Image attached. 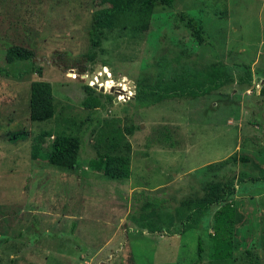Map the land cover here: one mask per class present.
<instances>
[{"label":"rangeland","instance_id":"1","mask_svg":"<svg viewBox=\"0 0 264 264\" xmlns=\"http://www.w3.org/2000/svg\"><path fill=\"white\" fill-rule=\"evenodd\" d=\"M109 5L0 0V264H264V0H175L154 8L146 31L118 22L93 47L91 15ZM181 10L201 22L206 43L191 39L176 17ZM9 45L34 56L8 64ZM216 61L232 76L229 83L202 95L141 103L146 94L140 91L139 99L137 87L150 85L157 71ZM83 65L86 71L78 73ZM97 65L87 84L82 75ZM35 80L51 84L48 120L30 119ZM89 94L98 107L83 104ZM131 125L138 128L129 132ZM106 127L123 131L112 155L128 159L127 177L92 167ZM18 130L27 136L10 140ZM43 133L49 134L40 140L42 152L55 134L80 137L79 168L33 160L32 142ZM232 154L235 162L220 163ZM230 179L236 187L232 254L216 260L213 207L198 210L197 227L176 231L187 211L207 199L211 182ZM146 202L148 214L141 210ZM141 212L151 216L148 225L164 230L142 229L135 221Z\"/></svg>","mask_w":264,"mask_h":264},{"label":"trees","instance_id":"2","mask_svg":"<svg viewBox=\"0 0 264 264\" xmlns=\"http://www.w3.org/2000/svg\"><path fill=\"white\" fill-rule=\"evenodd\" d=\"M106 1L110 3L109 6L96 9L91 15L88 26V37L93 47H98L101 44L102 31L112 29L118 22L129 24L135 31L140 33L146 31L149 27L154 8L159 5L171 7L175 0ZM176 17L180 24L188 31L192 40L198 45L206 43L207 39L202 24L198 19L191 16L185 10L177 11ZM5 51V60L8 64L30 60L34 56V52L31 49L20 45H9ZM159 65L160 63H158V66ZM0 70H2V68H0ZM85 71L86 67L83 65L78 73H84ZM231 80L232 76L224 63L220 61L208 63L200 68H197L196 65L187 66L181 64L178 68H172L168 72L165 71V69L157 71L156 79H154L150 85L137 87V91L141 96L142 93H140V91H144L146 94L145 101L141 99L143 96H139L141 103L150 105L167 97L202 95L210 90L218 89ZM85 90L87 93H91L93 89L89 85H85ZM259 94L264 99V83L260 87ZM83 104L87 107L95 108L100 105V100L89 94L83 100ZM53 114L54 105L51 84L42 80L32 81L30 83L29 98L30 119L34 121H44L51 118ZM137 128L136 125H131L129 132H134ZM47 134L49 133L41 134L32 142L31 157L33 160L40 159L54 166L79 168L77 156L81 147L80 137L63 133L55 134L50 142V149L47 152H42L40 140ZM26 136V131L18 130L11 132L9 139L16 141L18 139H24ZM122 137L123 131L119 127H106L99 132L96 141L98 157L92 159V167L111 178H123L128 176V169L124 167V163L127 162L128 159L122 156L116 157L112 155V152L120 146ZM236 159V155L232 154L220 163L229 161L235 162ZM242 159L246 160L244 157H242ZM235 190L236 187L233 179L226 182H211L207 188V199H205L202 204L187 211L180 219V227L176 233L183 234L188 229L197 227L195 216L198 210H206L213 207L215 224L213 225L214 231L212 235L214 241L212 256L216 260L229 259L232 254V231L236 216V209L232 203ZM151 205V202H146V205L141 207L142 212L144 213L147 206ZM148 211L149 214L152 213L151 210ZM142 212L138 218H135L136 223H138L142 229L149 228V232L164 230V227L150 226V223L148 225L146 221L148 217L151 218V216L144 215ZM167 232L170 233V231ZM201 243L202 241L199 239L197 245L198 260L202 258L201 253L203 251V246Z\"/></svg>","mask_w":264,"mask_h":264},{"label":"water","instance_id":"3","mask_svg":"<svg viewBox=\"0 0 264 264\" xmlns=\"http://www.w3.org/2000/svg\"><path fill=\"white\" fill-rule=\"evenodd\" d=\"M100 69H101V67L100 66H96L95 67V70H94V72H91V73H87V74H83L82 75V77H84L85 78V81H86V83L87 84H90L91 83V81H93V79L95 78V72H99L100 71ZM103 76H101V79L103 80ZM129 84L132 86L133 85V83L132 82H129ZM93 86L96 88V89H99L100 91H104L105 90V87L104 86H101V85H98V84H93ZM130 98H134L133 96H129L127 99H130ZM120 99L117 97V98H115V101H119Z\"/></svg>","mask_w":264,"mask_h":264},{"label":"bare ground","instance_id":"4","mask_svg":"<svg viewBox=\"0 0 264 264\" xmlns=\"http://www.w3.org/2000/svg\"><path fill=\"white\" fill-rule=\"evenodd\" d=\"M91 84V83H90Z\"/></svg>","mask_w":264,"mask_h":264}]
</instances>
